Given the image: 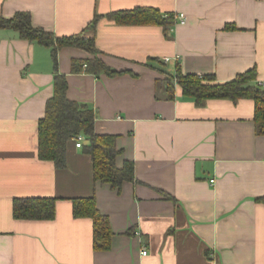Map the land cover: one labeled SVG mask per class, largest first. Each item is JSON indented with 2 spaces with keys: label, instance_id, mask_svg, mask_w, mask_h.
<instances>
[{
  "label": "crops",
  "instance_id": "0c3cea01",
  "mask_svg": "<svg viewBox=\"0 0 264 264\" xmlns=\"http://www.w3.org/2000/svg\"><path fill=\"white\" fill-rule=\"evenodd\" d=\"M135 7L171 13L173 23L165 31L105 17ZM17 11L59 37L94 36L96 55L62 47L57 69L67 97L95 110V132L117 136L116 164L132 161L135 178L120 191L95 183L73 139L65 168L38 158L50 49L0 28V264H264V135L253 100L199 106L179 88L173 100L156 88L158 68L176 64L218 81L254 68L264 81V0H0V17ZM95 14L103 17L89 29ZM94 56L120 73L71 72L72 59ZM91 195L109 219L108 249H94L91 219L72 215L71 199ZM16 197H56L55 216L15 219Z\"/></svg>",
  "mask_w": 264,
  "mask_h": 264
},
{
  "label": "trees",
  "instance_id": "16d2710c",
  "mask_svg": "<svg viewBox=\"0 0 264 264\" xmlns=\"http://www.w3.org/2000/svg\"><path fill=\"white\" fill-rule=\"evenodd\" d=\"M102 17L95 14L87 28L95 30L98 20ZM105 17L118 24H159L166 31L172 25L174 15L161 14L152 7H135L113 11ZM0 28L11 29L17 32L21 39L37 42L50 49L54 66L53 94L47 99L44 115L37 124L38 158L51 162L56 169L65 168L67 143L76 135H82L81 146L91 158L92 178L95 183L109 184L111 188L120 191L123 182H133L135 178L133 162L124 160L121 166L116 164V158L121 152L116 144L117 136L95 132V110L86 103L67 97L66 76L57 69V54L62 47H78L96 55L99 50L95 45L94 36L86 37L82 34L56 36L49 30L33 25L27 11H17L10 18L0 17ZM158 69L163 77L156 80V88L163 89L167 100L175 99L177 88L181 90L182 96L191 98L199 106L208 99L232 101L240 98L252 99L255 132L264 135V87L258 84L254 68L227 81H218L213 74L183 73L178 64L174 73L165 68ZM82 70L93 74L104 73L108 76L120 73L96 56L89 59H72L71 72ZM256 200L264 202V197ZM56 201V197H16L12 201V216L15 219L27 220L52 219L55 216ZM71 202L74 217H86L93 222L94 249H108L113 232L107 215L97 207L95 196L74 197Z\"/></svg>",
  "mask_w": 264,
  "mask_h": 264
},
{
  "label": "built area",
  "instance_id": "2783aa9c",
  "mask_svg": "<svg viewBox=\"0 0 264 264\" xmlns=\"http://www.w3.org/2000/svg\"><path fill=\"white\" fill-rule=\"evenodd\" d=\"M178 17L180 18V22L181 23H184L185 22V19H184V14L183 13H179L178 14ZM170 60V58L168 57H165L163 59L164 62H168ZM258 84L261 86V87H264V81H258ZM73 140L75 141V145L76 147H81L82 145V141H83V136L82 135H76ZM210 182H214L213 179L210 180ZM142 254H146V251L143 250L142 251Z\"/></svg>",
  "mask_w": 264,
  "mask_h": 264
}]
</instances>
